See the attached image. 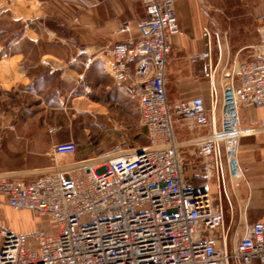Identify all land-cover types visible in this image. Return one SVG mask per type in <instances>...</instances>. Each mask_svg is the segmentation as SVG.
<instances>
[{
	"label": "built area",
	"instance_id": "2783aa9c",
	"mask_svg": "<svg viewBox=\"0 0 264 264\" xmlns=\"http://www.w3.org/2000/svg\"><path fill=\"white\" fill-rule=\"evenodd\" d=\"M143 5L137 35L97 52L136 100L147 144L62 162L77 151L70 139L51 145L52 164L31 182L0 172V203L54 224L29 233L3 225L0 264H264V222L248 220V198L236 211L230 199L248 171L238 160L240 139L258 134L264 143V124L244 127L239 116L244 105L264 106V55L241 60L225 34L203 28L208 102L171 104L165 76L179 31L174 1Z\"/></svg>",
	"mask_w": 264,
	"mask_h": 264
},
{
	"label": "crops",
	"instance_id": "0c3cea01",
	"mask_svg": "<svg viewBox=\"0 0 264 264\" xmlns=\"http://www.w3.org/2000/svg\"><path fill=\"white\" fill-rule=\"evenodd\" d=\"M24 1L28 3L31 0ZM37 1L41 8L44 3H50L52 7L60 4L57 0ZM173 1L179 31L172 37L171 46L176 53L180 51L189 60L194 71L204 74V60L199 58L203 50L200 33L203 28H208L209 17L201 0ZM68 2L73 4L74 17L82 25V33L63 36L22 33L10 38L7 45H0V172L23 183L36 179L38 170L52 164L49 151L57 140V124L52 121L51 125L45 126V119L38 112L44 104H50L51 107L59 105L61 91L73 93L67 98H71L72 104L84 96L85 112L89 114L87 118L91 122L95 118L111 130L113 137L110 139L116 137L113 122L117 112L122 114L123 107L127 111L131 109V113H126L125 116L129 118L131 115L132 119L136 116L137 124L140 125L136 100L121 85L109 79L111 77L105 72L97 51L106 43L123 42L128 37L137 35V24L146 17L144 0ZM21 4L25 5L22 1ZM25 6L27 8L28 4ZM251 15L257 28L253 33L244 35V45L236 42L234 34L229 32V37L226 34L228 47L233 48L229 47L230 52L237 53L241 60L264 55V0H256ZM123 26H127L128 31L121 32ZM27 43L30 45H26ZM187 69L190 70V67ZM84 77L88 82L83 85L85 94H74L81 84L79 81ZM207 87L206 81V85L189 89L187 97L181 99L201 96L206 103ZM62 98L65 99V95ZM50 100H55V103H47ZM117 106L120 109L116 111ZM239 116L244 127L250 122L260 121L264 124V106L244 105L239 108ZM93 125V128L96 127L94 123ZM66 132V140H73L72 131ZM84 154L76 151L60 159L71 157L74 160L90 156ZM238 160L248 168L246 182L239 181L235 184L238 194L242 196L241 200L245 202L248 198L247 218L250 222L263 223L264 143L258 134L240 139ZM11 214L22 215L26 224L19 227L13 221L8 222L5 218ZM47 223L44 217H34L30 211L13 210L0 203V228L7 225L15 233H29L45 228Z\"/></svg>",
	"mask_w": 264,
	"mask_h": 264
},
{
	"label": "rangeland",
	"instance_id": "374dc122",
	"mask_svg": "<svg viewBox=\"0 0 264 264\" xmlns=\"http://www.w3.org/2000/svg\"><path fill=\"white\" fill-rule=\"evenodd\" d=\"M21 1L25 5L28 4V7L25 8L26 6H23ZM57 1L60 2V4L55 2L59 7H52L50 3H44L41 8L37 0H31L28 3L23 2V0H0V45H7V41L10 38L22 33L58 34L62 36L82 33V25H79L77 19L74 17L73 4L69 3L68 0ZM255 2L256 0H201L202 6L209 17L208 28L219 30L221 33L227 34L228 37L230 33L234 34L236 42L240 45H244L243 37L245 34L256 31L257 26H255V21L251 15ZM26 45L30 44L27 43ZM229 47L233 49L232 46ZM184 57L180 51L176 53L171 46L167 62V74L165 76L167 98L171 104L178 99L187 97L189 89L197 88L199 85H206L207 79L203 72L194 71L192 64H189V60L187 61ZM99 58L104 60L106 66H109L110 61L101 56ZM188 66L190 70L187 69ZM186 71H189V73H186ZM109 79L113 82L111 78ZM79 82L81 84L77 89L78 91L74 92V94L83 95L85 94L83 85L88 82H86L85 77ZM227 82L228 77L226 75L222 76V83L227 84ZM71 94L73 93L61 91L59 105L51 107L50 104H44L40 108V112H38L43 115L45 126L51 125L52 121L56 122V142L65 141L66 131H72V138L77 143V151H82V153H85V156L96 154L105 149L108 150V148L110 149L116 144H120L122 148L147 144L146 132L141 125L137 124L135 119L137 117L134 115L135 118L132 119L131 115L129 118L125 116L126 113H131V109L127 111L123 107L121 111L123 115L117 112L116 120L113 122V126L116 127L113 130L116 137L110 139V137H113L110 134L111 130L102 125L99 120L92 118L91 122V119L87 118L89 114L85 112V97L83 96L80 100L73 101L74 103L72 104L71 98L67 99ZM63 95H65V99L62 98ZM52 102L55 103V100H50L47 103ZM118 109L120 107L117 106L116 111ZM93 123L96 126L94 128ZM181 138L184 137L181 136ZM71 160L73 159L69 157L63 159L62 162H69ZM234 192L235 196L230 193V199L234 211H236L238 205L243 206L245 202L241 200L242 196L238 194L236 186ZM224 206L228 220V204L225 202ZM23 211L27 212L26 210ZM31 214L34 217H40L35 216L33 213ZM41 217H44L50 226H54L46 216ZM5 219L8 222L13 221L19 227H23V224H26L25 217L19 214L8 215Z\"/></svg>",
	"mask_w": 264,
	"mask_h": 264
}]
</instances>
